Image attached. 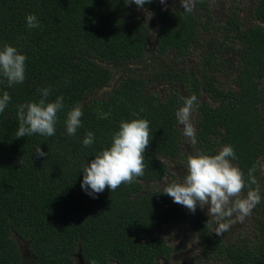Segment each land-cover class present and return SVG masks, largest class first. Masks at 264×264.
Here are the masks:
<instances>
[{
    "label": "trees",
    "instance_id": "16d2710c",
    "mask_svg": "<svg viewBox=\"0 0 264 264\" xmlns=\"http://www.w3.org/2000/svg\"><path fill=\"white\" fill-rule=\"evenodd\" d=\"M29 13L38 15L39 28L27 27ZM148 15L162 63L128 71L113 87L115 68L149 57ZM253 16L257 22L246 26L233 11L216 26L208 0H197L191 13L161 0L143 8L124 0H0V42L28 57L24 83H0L12 97L0 115V264H170L176 250L157 235L169 225L195 234L199 264H264V198L252 210L250 234L217 236L218 223L199 205L193 213L153 186L171 177L168 161L187 160L185 140L193 154H215L231 144L233 164L246 180L255 169L251 187L264 197V0H256ZM211 25L214 36L204 41ZM199 49L197 71L179 72L166 61L190 59ZM162 85L173 88L160 93ZM47 86L53 88L49 99L65 97L56 135L16 138V105L38 99V89ZM192 94L198 97L195 144L175 115ZM74 105L83 107V126L69 136L64 119ZM135 118L150 121L152 132L144 175L92 198L81 189L80 164L110 143L120 120ZM88 130L96 143L86 148ZM39 145L45 157L35 154Z\"/></svg>",
    "mask_w": 264,
    "mask_h": 264
},
{
    "label": "clouds",
    "instance_id": "9594fccd",
    "mask_svg": "<svg viewBox=\"0 0 264 264\" xmlns=\"http://www.w3.org/2000/svg\"><path fill=\"white\" fill-rule=\"evenodd\" d=\"M126 5L133 3L143 8L152 0H124ZM165 0H161L164 3ZM197 0H180L183 11L191 13ZM29 29L40 27V20L36 13L25 16ZM28 57L17 46L0 42V83L6 81L11 88L22 84L26 80V61ZM38 99H33L16 105L18 128L16 138L30 137L38 134L42 137L56 135L58 113L65 111V97L52 95V86L39 88ZM12 97L7 90H0V115L9 107ZM198 108V97L192 94L183 97V104L176 111L177 122L183 126V135L196 143V129L191 122L192 114ZM84 115L81 105H74L65 113L64 126L67 135L76 136L83 126L81 117ZM150 121L146 118L122 119L118 128L113 131L110 143L102 149L96 150L92 159L80 164L82 173L81 189L92 198L107 187L110 192L115 191L122 183H132L136 178L144 175L145 151L152 138ZM96 143V135L88 130L82 139L83 146L90 147ZM35 154L45 157L46 152L39 146ZM237 159L236 151L231 144H225L217 153L210 154L200 151L189 154L186 160V174L182 181H173L164 186L163 193L171 197L174 203L185 206L195 212L197 205H208V213L218 221L214 232L223 235L230 229L232 221L228 218L234 214L243 221L251 214L255 205L262 200V194L257 187L253 175L255 169H250L248 180L244 172L233 161ZM250 181V183H249ZM247 188L246 195H241Z\"/></svg>",
    "mask_w": 264,
    "mask_h": 264
},
{
    "label": "rangeland",
    "instance_id": "374dc122",
    "mask_svg": "<svg viewBox=\"0 0 264 264\" xmlns=\"http://www.w3.org/2000/svg\"><path fill=\"white\" fill-rule=\"evenodd\" d=\"M210 2V7L212 10V17H213V23L214 25L218 26L219 24L226 23L227 18L230 16V14L235 11L238 13L240 20L242 23L246 26L252 25L253 23H256L253 16V9L256 0H208ZM165 5L171 6L173 8L178 7L180 4V0H165ZM206 16L203 17L204 21H206ZM148 18L150 22L152 23V38H151V46L149 51V57L146 59V61L142 64H134V65H128V66H121L119 68H115V81L113 82L112 86L115 87L119 82L122 76H125V73L128 71H134L136 73L139 72H145L149 69L158 67L162 60L159 58V56L156 54L155 50V41H156V27H154L152 17L151 15H148ZM212 28L204 37V41H208L214 36L215 30ZM202 51L201 49L195 50L194 54L190 59H175L174 57H168L166 58V61L169 62L177 71L186 70L188 72H191L193 70L197 71L201 69L202 67ZM223 82H226L224 77H220ZM112 87V88H113ZM111 86L106 88L105 90L97 93V96H102L104 93L110 91ZM173 86L168 85H162L156 88L157 91L160 93H164L168 90H171ZM175 92V91H172ZM193 114L191 117V122L194 124L193 120ZM184 150L183 155L187 158L189 154H193L194 150L191 149L189 140L184 141ZM170 170H171V177L165 179L164 181L153 184L154 187L158 189H164V186L176 181L180 182L183 180L185 174H186V160H179L177 162L168 161ZM260 177L262 182L264 183V158L261 161V169H260ZM199 208L201 211L208 216H210L212 219V215L208 213L209 206L204 205L200 206ZM252 214L248 215L243 221H240L236 218L235 214L228 218L232 221L230 229L227 233L232 234L235 237L247 235V233L250 232L252 229ZM215 220V219H214ZM217 223L218 221L215 220ZM250 234V233H249ZM157 235L165 238L170 246L175 248V254L170 264H199L200 263V253L198 251L197 245L198 241L194 233H189L181 229L177 225H169L164 226L159 229ZM218 264V263H217Z\"/></svg>",
    "mask_w": 264,
    "mask_h": 264
}]
</instances>
